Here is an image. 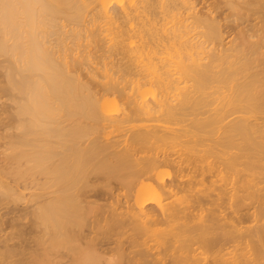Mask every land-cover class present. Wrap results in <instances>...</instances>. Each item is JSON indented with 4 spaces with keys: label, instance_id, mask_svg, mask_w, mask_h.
I'll return each mask as SVG.
<instances>
[{
    "label": "bare ground",
    "instance_id": "6f19581e",
    "mask_svg": "<svg viewBox=\"0 0 264 264\" xmlns=\"http://www.w3.org/2000/svg\"><path fill=\"white\" fill-rule=\"evenodd\" d=\"M210 1L0 0V264H264V0Z\"/></svg>",
    "mask_w": 264,
    "mask_h": 264
},
{
    "label": "rangeland",
    "instance_id": "374dc122",
    "mask_svg": "<svg viewBox=\"0 0 264 264\" xmlns=\"http://www.w3.org/2000/svg\"><path fill=\"white\" fill-rule=\"evenodd\" d=\"M210 1V0H209ZM211 2V1H210Z\"/></svg>",
    "mask_w": 264,
    "mask_h": 264
}]
</instances>
